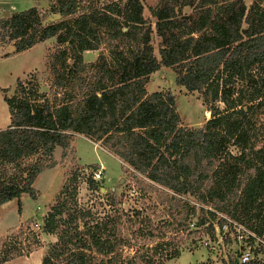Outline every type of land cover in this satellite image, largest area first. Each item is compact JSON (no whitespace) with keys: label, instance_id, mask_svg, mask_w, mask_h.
Segmentation results:
<instances>
[{"label":"trees","instance_id":"obj_1","mask_svg":"<svg viewBox=\"0 0 264 264\" xmlns=\"http://www.w3.org/2000/svg\"><path fill=\"white\" fill-rule=\"evenodd\" d=\"M97 1L56 0L44 8L51 15H72L69 20L45 21L50 15H39L34 5L0 18V43L8 38L14 51L52 35L66 43L50 56V93L38 89L34 74L16 77L11 94L1 89L9 119L0 128V204L19 200L22 192L35 198L32 182L44 166L42 159L56 146L66 148L77 132L99 140L150 181L194 194L215 210L239 197L222 184L244 170L238 165L241 156L251 158L242 191L263 185L262 199L250 215L257 229L264 230V1L253 0L246 7L242 0H199L191 15L174 8L170 2L175 0H160L151 10L160 37L158 56L149 42L151 27L142 17L140 0ZM103 38L108 58L98 54L94 62L84 63L81 52L97 48ZM160 66L173 69L176 84L199 92L209 110L201 125L179 123L169 90L146 92L148 74ZM88 69L93 75L84 82L82 72ZM56 88L61 89L59 97ZM35 153L40 157L26 162ZM6 163L17 172H7ZM88 182L92 184L90 177ZM63 203L52 204L43 219L42 231L56 232V239L48 243L40 264H127L112 254L117 246L113 231L101 234L105 222L94 223L91 230L84 219L88 209ZM167 204L172 217L176 209L183 211L182 221L195 209L174 195ZM210 208L199 207L209 219L214 215ZM206 220L201 215L196 224ZM206 229L212 234L210 222ZM92 246L99 254H111L95 259L86 251ZM177 253L175 249L171 254ZM7 258L2 255L0 261Z\"/></svg>","mask_w":264,"mask_h":264},{"label":"rangeland","instance_id":"obj_2","mask_svg":"<svg viewBox=\"0 0 264 264\" xmlns=\"http://www.w3.org/2000/svg\"><path fill=\"white\" fill-rule=\"evenodd\" d=\"M34 1L39 15H51V12L44 8L54 4L56 0H44L45 6H41L40 0ZM108 1L111 0H98L97 3L100 5ZM116 1L122 4L125 0ZM184 1L189 3L182 4L179 0L170 3L183 14L195 15L199 0ZM252 1L242 0L246 7ZM258 1L263 3L264 0ZM140 2L142 17L149 20L151 27L149 42L153 53L158 56L160 37L154 32V16L151 10L158 6L160 0ZM31 4L32 0L11 2L0 0V18L8 16L10 11L20 10ZM4 11L8 13L4 14ZM71 17L72 15L56 19L69 20ZM10 43L12 42L5 37L4 42L0 44L6 50ZM65 44L57 42L55 35H52L37 41L24 51L4 54L0 48V128L4 127L9 119L1 89L7 88L6 93L11 94L16 77L23 79L28 76L27 74H34L33 82L37 83L38 89L50 93V86L53 83L49 69L50 56ZM98 54L108 58L106 38L101 40L97 48L82 51V61L92 63ZM67 62H70V59ZM82 75L86 82L93 73L88 69L82 72ZM173 79V69L169 66H160L148 74L145 82L146 92L169 90L174 97L179 123L188 126L201 125L209 110L203 104L199 92L188 91L176 84ZM56 90L59 97L61 89ZM219 105L222 106L221 103ZM229 149L233 153L238 151L232 144H229ZM39 157L40 154L35 153L27 158L26 162ZM247 160V157L241 156L238 165L244 170L235 171L233 175L227 176L222 184L224 190L236 193L234 196L239 197L229 199L224 209H217L211 217L213 221L221 215L231 218L244 217L249 223L253 220L250 213L257 201L262 199L263 185L242 191L251 158L250 161ZM42 161L44 166L32 182L36 197L32 198L26 192H22L19 200L12 198L0 204V242L5 236L8 237L5 243L0 244V249H5V252H0V257L5 255L8 258L0 261V264H40V257L48 243L56 239V232L46 233L42 231L41 226L50 206L58 201H63L64 207L88 209L89 214L84 219L90 225V229L96 222L98 225L105 222V230L101 234L105 236L113 231L111 239L117 246L112 250V254L119 255L127 264H205L206 261L213 263L218 260L216 251H221V248H218L219 244L212 243L206 223L196 224L201 215L209 219L208 214L199 207L209 209L210 204L200 203L194 194L176 193L150 181L105 148L99 140H92L82 133L73 132L66 148L56 146L50 156L43 158ZM3 167L9 173L17 172L16 167L10 163L4 164ZM93 171H98V175H94ZM88 177L92 184L88 182ZM169 195H174L180 200L187 199L195 207L193 213L182 221L184 213L181 209H176L173 211L175 218L172 217L167 206ZM60 215L64 217L66 212ZM77 222L82 228V221ZM12 234H16V237H9ZM227 247L230 251L234 247L230 239L227 240ZM175 249L178 253L172 255ZM86 251H90L95 259L100 257L107 259L106 257L111 254H99L95 252L93 246Z\"/></svg>","mask_w":264,"mask_h":264},{"label":"built area","instance_id":"obj_3","mask_svg":"<svg viewBox=\"0 0 264 264\" xmlns=\"http://www.w3.org/2000/svg\"><path fill=\"white\" fill-rule=\"evenodd\" d=\"M98 173L93 171L94 175ZM208 222L212 225V243L219 244L221 251H216V262L206 261L205 264H264V230L259 231L253 220L249 223L244 217L231 218L221 215L215 221L208 219L205 223ZM229 239L234 244L231 251L227 247Z\"/></svg>","mask_w":264,"mask_h":264},{"label":"water","instance_id":"obj_4","mask_svg":"<svg viewBox=\"0 0 264 264\" xmlns=\"http://www.w3.org/2000/svg\"><path fill=\"white\" fill-rule=\"evenodd\" d=\"M40 4H41V6H45L46 1L40 0ZM7 13H8V11H4V14H7ZM58 17H59V13H55L54 15L48 16L47 19H45V21H51V20H54ZM5 51L6 52L14 51V45L12 43L8 44ZM208 115H209V113H207V116Z\"/></svg>","mask_w":264,"mask_h":264},{"label":"crops","instance_id":"obj_5","mask_svg":"<svg viewBox=\"0 0 264 264\" xmlns=\"http://www.w3.org/2000/svg\"><path fill=\"white\" fill-rule=\"evenodd\" d=\"M8 1L11 2V0H8ZM32 1H33V4H31V5H34V2H35V1H34V0H32ZM10 4H11V3H10ZM31 5H30V6H31ZM17 11H18V10H17ZM11 12H14V11H10V13H11ZM34 44H35V43H34ZM32 45H33V44H32ZM32 45H31V46H32ZM29 47H30V46H29ZM0 48H1V50L3 51L4 54H9V53H12V52H18V51L6 52V51L4 50V46H3L2 44H0ZM27 48H28V47H27ZM27 48H24V49L19 50V51H24V50H26Z\"/></svg>","mask_w":264,"mask_h":264}]
</instances>
